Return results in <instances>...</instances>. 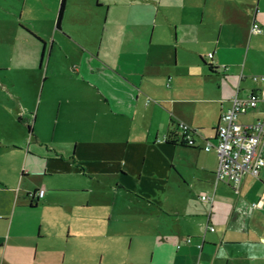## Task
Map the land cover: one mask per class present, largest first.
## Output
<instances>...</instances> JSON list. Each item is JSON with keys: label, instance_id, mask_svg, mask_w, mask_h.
<instances>
[{"label": "crops", "instance_id": "0c3cea01", "mask_svg": "<svg viewBox=\"0 0 264 264\" xmlns=\"http://www.w3.org/2000/svg\"><path fill=\"white\" fill-rule=\"evenodd\" d=\"M16 2L0 264H264V170L237 194L205 151L233 99L264 89V0H67L59 26L62 0ZM257 121L264 102L239 118Z\"/></svg>", "mask_w": 264, "mask_h": 264}, {"label": "built area", "instance_id": "2783aa9c", "mask_svg": "<svg viewBox=\"0 0 264 264\" xmlns=\"http://www.w3.org/2000/svg\"><path fill=\"white\" fill-rule=\"evenodd\" d=\"M251 32L261 34L263 30L259 24L255 23ZM209 58L212 59L213 54H210ZM253 80L264 82V77H254ZM260 102H264V89L251 93L246 99L235 97L232 107L220 117L216 135L217 144L208 143L205 147L206 152L215 150L217 154L216 181L230 184L237 194L246 176L259 178L264 170V121L252 124L239 122L240 116L256 109ZM177 127L185 143L189 147H195L196 131L182 122H179ZM44 193V190H40L33 196L43 198ZM201 200L213 201L206 196H202ZM254 206L258 207V205ZM210 231L214 232V228H210ZM188 242L191 240L189 239Z\"/></svg>", "mask_w": 264, "mask_h": 264}, {"label": "rangeland", "instance_id": "374dc122", "mask_svg": "<svg viewBox=\"0 0 264 264\" xmlns=\"http://www.w3.org/2000/svg\"><path fill=\"white\" fill-rule=\"evenodd\" d=\"M17 2L16 0H0V42L1 40L5 39L6 31H4V23L5 20H8L9 17H7L5 10L9 7H16L17 8ZM43 190V189H41ZM42 199V198H39Z\"/></svg>", "mask_w": 264, "mask_h": 264}, {"label": "trees", "instance_id": "16d2710c", "mask_svg": "<svg viewBox=\"0 0 264 264\" xmlns=\"http://www.w3.org/2000/svg\"><path fill=\"white\" fill-rule=\"evenodd\" d=\"M66 1L67 0H62L61 2V6H60V10H59V16H58V26L60 24V21L63 17V14H64V10H65V6H66Z\"/></svg>", "mask_w": 264, "mask_h": 264}]
</instances>
